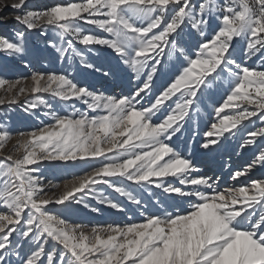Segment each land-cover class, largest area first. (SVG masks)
Returning <instances> with one entry per match:
<instances>
[{
    "label": "snow or ice",
    "instance_id": "obj_1",
    "mask_svg": "<svg viewBox=\"0 0 264 264\" xmlns=\"http://www.w3.org/2000/svg\"><path fill=\"white\" fill-rule=\"evenodd\" d=\"M236 3L237 0H231L219 9L221 15L217 19L221 26L210 39L205 28L209 14L217 11L215 0H203L198 8L192 0H85L43 9L29 8L28 0L0 4V11L10 7L16 13L10 18L21 26L14 31L15 40L0 38V51L22 55L26 31L40 30L45 35L47 27L52 26L58 29L65 45L58 46L52 40L47 43L59 52L61 61L65 57L71 60L74 55L81 66L101 72L105 78H114L112 69L88 62L75 41L89 51L96 46L112 49L120 63L135 73L136 80L144 77L129 95H107L80 86L69 78L71 73L31 72L30 92L35 98L25 100L26 113L34 114L38 105L45 104L40 93H50L65 102L79 100L89 110L105 114L90 117L87 112L75 109L64 116L45 112L54 123L28 133L20 141L22 156L7 155L0 160V207L7 209L0 213V264H13V258L18 264H264V180L251 181L253 194L243 186L218 191L219 177L200 175L189 157L166 142L182 131L186 118H190L193 106L198 105L218 69L234 78V87L215 108L218 122L204 133L201 148L216 151L225 134L236 135L240 131L238 126L246 120L258 117L264 123V70L242 66L231 59L234 38H247L246 59L264 49V0H238L239 10ZM125 6L148 16L146 26L121 16ZM80 21L104 30L111 38L86 34L79 26ZM185 22L203 40L197 42L194 58L186 55L184 48L179 49L186 66L179 69L174 79L169 77L171 82H166L167 86L157 90L154 77L165 71L161 67L163 57L171 58L177 50L174 34ZM24 66L31 67L27 61ZM0 71L7 69L0 67ZM6 83L11 106L26 89L20 87L12 94L22 78L11 81L6 76L0 77V86ZM150 94L154 100L144 106L142 101ZM174 97H177L174 107L169 108ZM4 104L5 99L0 97V105ZM244 105H254L255 111ZM226 109L232 114L221 115ZM161 110H167L168 114L159 123H152ZM9 134L0 129V148ZM19 135L24 137L25 133ZM257 137L264 139V127L248 133L241 148L254 144ZM103 144L110 146L104 148ZM57 160L64 162L65 168H91L97 163L101 166L73 176L65 183V191L53 200L44 195L43 178L37 175L40 168L33 166ZM69 161L76 164L69 165ZM257 164L264 166V148L252 164L236 171L232 179L246 177ZM168 177L178 179L180 186L166 185ZM120 178L162 188L172 203L161 205L156 214L141 212L142 223L93 226L91 235L84 231L83 225L69 223L46 210L50 204L67 208L77 203L98 212L99 209L85 202V197L91 194L100 203L125 211L119 203L96 192L100 184L139 206L141 201L136 196L117 185ZM201 189L212 191L209 194ZM192 198H196L195 203H191ZM184 200L189 201V209L181 212L176 203ZM105 233L107 238H103ZM14 235L18 238L15 244ZM25 240L35 248L22 257L19 250ZM49 242L53 251L46 252Z\"/></svg>",
    "mask_w": 264,
    "mask_h": 264
},
{
    "label": "rangeland",
    "instance_id": "obj_2",
    "mask_svg": "<svg viewBox=\"0 0 264 264\" xmlns=\"http://www.w3.org/2000/svg\"><path fill=\"white\" fill-rule=\"evenodd\" d=\"M13 2L14 0H0V4H11ZM83 2H85V0H28V7L43 9L54 6L57 3L67 4ZM201 2H203V0H192V4L196 8H198ZM226 2H231V0H215L217 11L209 14V24L205 28V34L208 39H210L212 34L221 26V21L217 19V16L221 15L219 9L222 8ZM235 6L236 10H239L238 0ZM15 14L16 13L10 7L3 8V11H0V20L6 21L0 23V38L8 37L11 40L16 39L14 31L20 29L21 26L10 18ZM171 14L172 12L170 10L167 13L169 19L171 18ZM120 15L129 19L136 25L145 24L146 26L148 20V16L135 13L131 6H125ZM79 26L86 34L92 33L105 38H111L109 33L104 32V30L94 25L85 24L83 21H80ZM70 38L71 37H66L65 39ZM49 40L55 41L58 46L65 45V41L61 40L58 35V29H53L52 26H48L45 35H41L40 30L26 31L24 37L25 52L22 55L17 56L0 51V67L7 69V71H0V77L6 76L11 81L22 78V83L12 90V94L18 92L20 87L26 89L25 93L20 94L18 97L17 103L9 106L8 101L11 94L6 90L8 85L6 83L0 86V97L5 99V104L0 105V129L9 131L10 133L7 140L4 142V146L0 148V160L7 155H12L13 157L22 156L24 154V149L20 147V141L26 139L28 133L38 130L45 125L54 123L50 117L44 115L45 112L51 111L57 113L59 116H64L73 113L75 109L78 110V112H87L90 117L97 114H105L103 112L97 113L89 110L87 105L79 100L72 99L65 102L50 93H40L39 95L41 99L45 101V104L38 105V107L33 110L34 114L30 115L26 113L24 111L25 100H32L35 98V94L30 92V88L33 86V82L30 79L32 71H42L45 73L55 72L58 74L71 73L69 78L77 82L80 86L86 85L93 91L104 92L107 95H129L144 78L142 75L140 80H136L135 73L125 65H122L119 57L110 48L96 46L94 51H89L85 46L74 41L76 48L84 54L88 62L101 66L105 70L110 68L114 71V78L109 79L105 78L101 72H95L81 66L79 58L74 55L71 57V60L65 57L64 60L61 61L59 52L55 48L48 46L47 42ZM202 40L203 38L200 36L199 32L193 30L189 22H185L182 28L177 30V33L174 34V42L177 45V50L173 52L171 58L167 55L163 57L164 63L161 67L165 71L160 73L157 77H154L157 90H162V86H167V83L171 82L169 77L171 76L172 79H174L175 75L179 74V69L186 66L184 57L179 55V49L184 48L186 55L194 58L196 47H198L197 42H201ZM247 43V38H234L231 47V59L242 66L264 70V63H261V57L264 56V49H261L260 53L246 59L245 50L247 48ZM170 47L169 45V48ZM24 61H27L31 67L25 68ZM232 87H234V78L228 72L218 69L214 76L210 78V83L207 88L203 90V95L200 97L198 105L193 106V112L190 118H186L182 131L176 133L171 141L166 142L183 156L189 157L196 167L199 168L200 175L212 176L213 178L219 177L218 191L226 192L227 189L243 186L249 188V194H253L251 181L264 180V166L257 164L246 177L242 176L237 180L232 179V176L236 171H242L245 167L252 164L254 158L259 154V150L264 148V139L260 137L256 138L254 144L241 148V144L248 133L264 127V123H261L258 117L244 121L242 126H238L240 131L236 135L228 137L226 133L225 138H222L221 146L216 149V151L209 152L201 148V143L204 142L205 139L204 133L211 130L212 123L218 122L215 108L220 106ZM176 98L177 97H174L170 102L169 108L174 107ZM152 100H154V95L150 94L142 103L144 106H148ZM243 107H248L249 110L255 111L254 105H244ZM167 114V110H161L153 117L152 123H159ZM224 114L230 115L232 112L226 109L221 115ZM21 132L25 133L24 137H20L19 134ZM194 132L197 133V135L193 136ZM109 146V144L102 145L104 148ZM63 164L64 162L57 160L52 162L43 161L33 166L40 168L37 175L43 178L41 183L44 187V195L53 200L58 198V196L65 191V183L71 181L73 176H81L85 172L91 171L92 168L101 166L97 163L93 164L91 168H65ZM67 164L75 165L76 162L69 161ZM174 180L173 177H168L166 179V185L172 183L176 186H180L179 180ZM117 185L131 192L141 201V204L137 206L132 201L128 200L127 197L115 192L114 189L100 184L97 186L96 192L119 203L125 211L121 212L114 210L106 204L100 203L99 199L91 194L85 197V202L92 208L99 209L98 212H92L90 208H85L83 204L77 203H73L67 208L50 204L47 206L46 210L58 218L67 220L69 223L83 225L84 231L88 235H91L90 230L93 226H124L130 223H142L144 222V215H141V212H144L145 215L156 214L161 205L172 203V201L168 199L169 194L165 193L162 188H156L154 185H137L123 178L117 180ZM201 190H205L209 194H211L212 191L211 189ZM157 201H159V204ZM195 202L196 198H192L191 203ZM176 208H179L181 212L189 209V201L184 200L182 202H177ZM6 211L7 209L5 207H0V213ZM169 211H175V209L169 208ZM258 214L259 213H257V215ZM103 238H107V233L103 234ZM12 240L15 244L18 238L14 235ZM21 244L22 247L19 251L22 257L35 248V245L30 244L27 240L21 241ZM50 251H53L52 242H49L46 246V252ZM55 251L58 259V246ZM13 264H18L14 258Z\"/></svg>",
    "mask_w": 264,
    "mask_h": 264
},
{
    "label": "bare ground",
    "instance_id": "obj_3",
    "mask_svg": "<svg viewBox=\"0 0 264 264\" xmlns=\"http://www.w3.org/2000/svg\"><path fill=\"white\" fill-rule=\"evenodd\" d=\"M17 60H18V59H17ZM174 179H176V178H173V180H174ZM174 181H176V180H174Z\"/></svg>",
    "mask_w": 264,
    "mask_h": 264
}]
</instances>
